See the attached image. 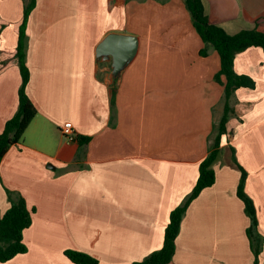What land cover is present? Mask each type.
Segmentation results:
<instances>
[{
    "label": "crops",
    "instance_id": "crops-1",
    "mask_svg": "<svg viewBox=\"0 0 264 264\" xmlns=\"http://www.w3.org/2000/svg\"><path fill=\"white\" fill-rule=\"evenodd\" d=\"M202 2L209 21L228 33H264V0ZM22 12V0H0V131L17 109ZM111 34L137 38L119 69L98 51ZM204 45L183 0H36L24 52L37 112L0 160V214L10 205L5 187L34 211L23 231L27 251L0 264H74L65 249L97 264H132L162 245L169 212L195 184L222 112L220 58L214 49L201 55ZM233 68L255 87L232 93L215 182L189 204L169 264H252L230 147L247 172L244 191L264 236L261 47L239 52ZM65 121L89 141L67 142Z\"/></svg>",
    "mask_w": 264,
    "mask_h": 264
},
{
    "label": "trees",
    "instance_id": "trees-1",
    "mask_svg": "<svg viewBox=\"0 0 264 264\" xmlns=\"http://www.w3.org/2000/svg\"><path fill=\"white\" fill-rule=\"evenodd\" d=\"M36 0H22L23 12L18 25V39L14 56L17 61L21 83L18 88L17 109L8 118L0 131V160L7 150L20 143L23 133L35 116L37 109L28 94L30 70L26 63L24 52V37L32 9ZM189 10L193 25L202 37L205 45L200 54L205 55L207 50L214 49L220 58V69L214 78L224 86L221 115L214 126L213 139L206 156L200 161L198 176L191 191L181 203L175 206L168 216L164 228L162 245L148 253L143 259L132 264H169L175 253V240L179 233L181 220L193 199L206 187L215 182L214 162L221 151V141L226 133L227 122L230 116V98L232 93L240 88H254V79L247 74H239L234 68L236 55L250 46H259L264 52V33L257 29H242L234 34L228 33L223 27L212 23L208 19L202 0H183ZM77 141L84 145L89 141L88 136H77ZM232 159L240 171L236 195L244 204V212L249 218L246 233L249 246L253 254L252 264H259V255L263 248L264 236L258 230L256 209L253 200L245 193L244 185L247 172L238 163L234 156V148L230 147ZM9 207L0 214V262H5L17 254L25 253L27 247L23 242V231L31 225L34 208H28L22 194L18 191L4 188ZM63 254L74 264H97L96 257L77 249H65Z\"/></svg>",
    "mask_w": 264,
    "mask_h": 264
},
{
    "label": "water",
    "instance_id": "water-1",
    "mask_svg": "<svg viewBox=\"0 0 264 264\" xmlns=\"http://www.w3.org/2000/svg\"><path fill=\"white\" fill-rule=\"evenodd\" d=\"M123 46H126L123 48ZM137 38L132 35L111 34L99 45L98 51L112 56L115 69L121 68L136 53Z\"/></svg>",
    "mask_w": 264,
    "mask_h": 264
},
{
    "label": "built area",
    "instance_id": "built-area-1",
    "mask_svg": "<svg viewBox=\"0 0 264 264\" xmlns=\"http://www.w3.org/2000/svg\"><path fill=\"white\" fill-rule=\"evenodd\" d=\"M59 130L62 136L67 142L77 141V134L75 129L70 121H65L59 125Z\"/></svg>",
    "mask_w": 264,
    "mask_h": 264
}]
</instances>
